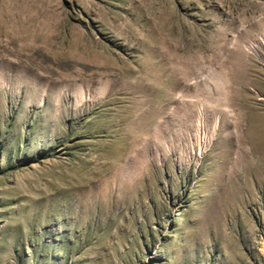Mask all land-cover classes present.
Here are the masks:
<instances>
[{"label":"rangeland","instance_id":"obj_1","mask_svg":"<svg viewBox=\"0 0 264 264\" xmlns=\"http://www.w3.org/2000/svg\"><path fill=\"white\" fill-rule=\"evenodd\" d=\"M0 264H264V0H0Z\"/></svg>","mask_w":264,"mask_h":264},{"label":"bare ground","instance_id":"obj_2","mask_svg":"<svg viewBox=\"0 0 264 264\" xmlns=\"http://www.w3.org/2000/svg\"><path fill=\"white\" fill-rule=\"evenodd\" d=\"M246 49H247V51H250V52L256 53L254 44H253V46L251 45V46L246 47ZM235 54H236V52L234 53V56H236ZM235 58H236V57H235ZM239 58H240V57H238V61L240 60ZM236 59H237V58H236ZM238 63H239V62H238ZM201 140H202V139H201ZM203 140H204V139H203ZM201 142H202V141H201ZM202 143H203V145H204L205 142L203 141ZM203 145H202V146H203Z\"/></svg>","mask_w":264,"mask_h":264}]
</instances>
